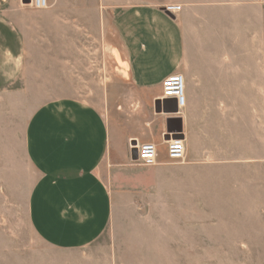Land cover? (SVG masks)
Returning <instances> with one entry per match:
<instances>
[{
    "label": "rangeland",
    "instance_id": "obj_1",
    "mask_svg": "<svg viewBox=\"0 0 264 264\" xmlns=\"http://www.w3.org/2000/svg\"><path fill=\"white\" fill-rule=\"evenodd\" d=\"M51 1L37 9L29 0H0V14L25 36L23 69L0 87V264H264V10L255 11L253 72L251 56H238L240 78L248 74L253 87L224 88L222 97L208 94L206 101L202 88H194L185 159L201 161L197 174L206 194H122L121 200L116 194L108 229L84 248L61 249L43 241L27 217L36 179L24 150L27 121L44 101L107 76L103 106L116 131L122 72L114 51L87 52L103 43L92 38L90 24L65 23L56 40ZM55 2L57 13L78 3L89 15L101 0ZM238 30L246 32L241 18ZM107 38L117 43L112 33Z\"/></svg>",
    "mask_w": 264,
    "mask_h": 264
},
{
    "label": "crops",
    "instance_id": "obj_2",
    "mask_svg": "<svg viewBox=\"0 0 264 264\" xmlns=\"http://www.w3.org/2000/svg\"><path fill=\"white\" fill-rule=\"evenodd\" d=\"M51 2L56 40L63 37L65 23L90 24L92 38H103V43L87 52L114 51L122 72L116 131L103 106L110 91L107 76L85 91L77 86L44 101L24 131V150L36 173L27 200L29 223L46 243L80 249L108 229L116 194L120 200L122 194H206L205 181L197 174L199 159L178 163L167 158V123L180 119L186 135L185 119L196 107L195 87L202 88L204 101L208 94L222 97L224 88L253 87L248 74L246 81L240 78L238 56H251L253 72L255 11L264 10V0H101L89 15L78 3L57 13L55 0ZM167 4H180L181 10L167 12ZM240 18L246 29L242 36ZM24 39L12 18L0 14V87L23 69ZM71 64V71L78 70ZM172 73L183 74L187 85L186 105L176 113L169 112L175 100L162 102L161 97L162 82ZM133 140L156 144V165L133 162Z\"/></svg>",
    "mask_w": 264,
    "mask_h": 264
},
{
    "label": "built area",
    "instance_id": "obj_3",
    "mask_svg": "<svg viewBox=\"0 0 264 264\" xmlns=\"http://www.w3.org/2000/svg\"><path fill=\"white\" fill-rule=\"evenodd\" d=\"M29 4L37 9L48 7V0H29ZM170 13H178L181 10L180 4H167L163 8ZM162 98H173L178 110L186 105L185 79L181 73H172L164 78L162 82ZM166 155L171 162H183L186 158V146L184 138L165 140ZM137 158L134 163L143 166H154L157 164L158 152L154 142H136Z\"/></svg>",
    "mask_w": 264,
    "mask_h": 264
},
{
    "label": "water",
    "instance_id": "obj_4",
    "mask_svg": "<svg viewBox=\"0 0 264 264\" xmlns=\"http://www.w3.org/2000/svg\"><path fill=\"white\" fill-rule=\"evenodd\" d=\"M26 1H28V0H26ZM172 99L173 98H164V100L162 102H168ZM177 111H178V109H177L176 105L174 108L169 110L170 113H176ZM175 121H178V123L180 124L178 127H176V125H174ZM167 124H168V135H169L168 139L169 138H172V139L184 138L183 133H182V127H181V120L180 119L176 120L174 118H171L170 120H168ZM130 144H131V158L133 160H135L137 158V150L135 148L136 141L133 140Z\"/></svg>",
    "mask_w": 264,
    "mask_h": 264
}]
</instances>
